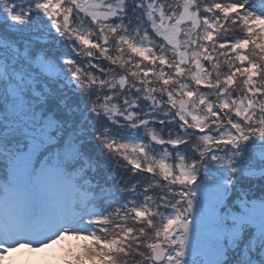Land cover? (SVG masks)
Wrapping results in <instances>:
<instances>
[{
	"label": "snow or ice",
	"instance_id": "obj_1",
	"mask_svg": "<svg viewBox=\"0 0 264 264\" xmlns=\"http://www.w3.org/2000/svg\"><path fill=\"white\" fill-rule=\"evenodd\" d=\"M0 264H264V0H0Z\"/></svg>",
	"mask_w": 264,
	"mask_h": 264
},
{
	"label": "rangeland",
	"instance_id": "obj_2",
	"mask_svg": "<svg viewBox=\"0 0 264 264\" xmlns=\"http://www.w3.org/2000/svg\"><path fill=\"white\" fill-rule=\"evenodd\" d=\"M15 255H20V254H15Z\"/></svg>",
	"mask_w": 264,
	"mask_h": 264
},
{
	"label": "trees",
	"instance_id": "obj_3",
	"mask_svg": "<svg viewBox=\"0 0 264 264\" xmlns=\"http://www.w3.org/2000/svg\"><path fill=\"white\" fill-rule=\"evenodd\" d=\"M171 163V161H169Z\"/></svg>",
	"mask_w": 264,
	"mask_h": 264
}]
</instances>
